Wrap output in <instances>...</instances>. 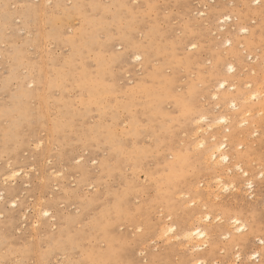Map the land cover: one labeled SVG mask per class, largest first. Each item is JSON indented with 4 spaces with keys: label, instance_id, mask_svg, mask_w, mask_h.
I'll list each match as a JSON object with an SVG mask.
<instances>
[{
    "label": "rangeland",
    "instance_id": "obj_1",
    "mask_svg": "<svg viewBox=\"0 0 264 264\" xmlns=\"http://www.w3.org/2000/svg\"><path fill=\"white\" fill-rule=\"evenodd\" d=\"M97 1L0 0V175L10 166L25 168L31 174L16 182L0 181V191L6 190L0 201V264H190L194 253L188 252L183 239L168 242L159 232L164 223H175L184 230L196 221L204 203L207 211L220 215V221L209 226L218 233L215 244L204 250L207 264H264V126L254 125L260 131L246 139L239 151L245 153L241 164L253 180V191L244 189V198L218 192V200L210 197L198 203L195 199L191 204L192 191L182 187L180 180H198L207 192L202 186H207L212 176L201 161L194 160L198 148H194V141L198 136L218 134L221 127L217 124L206 134L204 127L195 136L194 110L186 122V105L180 107L179 101L186 97L189 85L208 87L200 79L209 81L217 58L224 56L228 63L235 62L236 69L247 64L257 69L255 74L234 79L240 92L246 91L241 81L253 79L254 87L264 95V66L258 65L264 61V0L260 5L253 0H209V5L205 0H121L124 6L120 7L117 1L112 6L115 0ZM219 1L225 12L233 15V23L250 30L247 38L241 37L242 61L235 60L237 57L233 60L223 45L211 52L217 35L210 34V29L217 23L204 19L212 14L211 5ZM69 10L75 15L70 25L66 23ZM70 26L74 28L70 30ZM61 28L64 32L59 35ZM181 44L184 46L177 48ZM192 44H199V57L190 49ZM132 48L141 49L136 51L142 54L141 60L150 55L152 63H127L131 56L125 55ZM241 62L247 64L241 66ZM157 69L163 70L162 79L148 76ZM71 70L96 75L84 88L76 84ZM171 83L172 99L162 96L163 104L156 103V117L161 114L158 126L162 124L159 132L154 120L156 132L165 141L158 147L148 130L149 110L144 105ZM234 94H238L236 89ZM197 102L198 111L211 110L215 116L224 113L222 105L215 106L208 95ZM136 120V136L131 138ZM163 127L166 129L161 130ZM193 135L196 138H191ZM39 141L42 144L37 147ZM168 146L175 152L170 153ZM137 154L139 158L134 159ZM103 164L113 172L102 169ZM170 165L172 169H168ZM232 177L247 179L237 171ZM167 178L177 180L175 189L170 182L165 183ZM14 198L17 209L6 203ZM40 208L50 209L49 217H39ZM235 216L247 224V244L240 243L245 239L243 234L229 239L222 235V225ZM107 235L114 238L112 246L105 239ZM69 236L78 239L68 241ZM232 240L240 244L230 246ZM213 248L214 254L210 251ZM36 250L50 253V257L40 260ZM255 251H260L259 258L253 257Z\"/></svg>",
    "mask_w": 264,
    "mask_h": 264
},
{
    "label": "bare ground",
    "instance_id": "obj_2",
    "mask_svg": "<svg viewBox=\"0 0 264 264\" xmlns=\"http://www.w3.org/2000/svg\"><path fill=\"white\" fill-rule=\"evenodd\" d=\"M116 1L118 2L117 4H119V7H120V4H122L121 3V0H120V3H119L118 0H115V4L113 3L114 5H112V4L111 5L112 6H115L116 5ZM208 1L209 0H205V2H208ZM253 1L256 4H258V5H260L262 3L261 0H253ZM89 2L91 4V3H94V2L96 3V2H99V1H97V0L90 1L89 0ZM100 2H103V0L100 1ZM209 2H208V5H209ZM219 2L215 3V5L218 4L217 6H215L214 4L211 5V3H210L212 14L210 13V16H208V18L204 19V21L210 20L211 22H216L217 23V27L216 28L214 27V28L210 29V34L212 33V35H214V36H215V34L217 35L216 36V39H215L217 42H215V43L213 42L214 44L212 43L213 45L211 46V52H212L213 49L216 50L219 47H221V45H223L226 48L224 51H226V53L227 52L230 53L229 56H231V58L234 57V58H232L233 60L237 57L235 60H237L238 58L239 59L241 58V61H242L243 60L242 59V54H241L242 50H240V48H241L243 42L241 41V37H243L244 39L247 38L246 35L250 33V30L246 26H239V23H235V22L233 23V19H234L232 17L233 15L231 16L230 13H227V11L225 12V10L223 9L225 6L223 4H221V2L220 3ZM212 3H213V1H212ZM84 5H82V6H84ZM86 5H87V3H86ZM122 5L124 6V2H123ZM42 7H43V5H42ZM103 7H104V5L102 6V8ZM119 7H117V9ZM90 8H91V6H90ZM124 8H126V7H124ZM251 9L249 8L250 11H251ZM98 10L100 11L101 10V7ZM105 11H108V10L105 9ZM109 11H110V8H109ZM40 12L43 15V11L40 10ZM70 12L71 11L69 10V12H67V13H70ZM204 12H199V13L200 14L201 13L205 14L206 12L205 13ZM74 13H75V11H74ZM120 13H123V12L121 11ZM199 13H198V15H200ZM205 15L207 16V14H205ZM205 15H203V16H205ZM74 16L75 15L73 14V12H71V14L67 17L66 23L68 25L71 24V21L72 20H74L73 19ZM261 16H263V13H261ZM17 21H19V20H17ZM88 24H89V22H88ZM136 24H137V22H136ZM263 26H264V20H263ZM69 28L71 30L74 27H71L70 26ZM159 30H161V29H159ZM159 30L157 29L156 31L159 32ZM218 31L220 33H218ZM63 32H64L63 31V28H61L59 30V35L62 34ZM259 32H261V31H259ZM153 33H155V32H153ZM43 34H45V33H43ZM43 34H41L40 36L44 38L45 35H43ZM204 36H205V34H204ZM223 36H225V37L226 36H230V38L228 37L227 39L222 40L221 38ZM167 38L168 37L166 35V39ZM219 39H221V40L219 41ZM40 40H42V39L40 38ZM162 41H163V39H162ZM153 42L155 44V41H153ZM171 42H172V40H171ZM165 43L167 45H165V44L164 45L165 46H168V43L169 42H165ZM183 44L178 45L177 48L178 47L179 48H182V45ZM41 45H43V44H41ZM164 45H162V46H164ZM198 45L197 44H192L191 45V48L188 47V48H190L192 50H196V52H194V54L197 57H199V46ZM148 47H150V46H148ZM167 49H169V48H167ZM138 50L135 49V48H132V52L127 51V55H125V57L126 56H129V55L131 56V57L129 56L130 59H129V61L127 63H129V62H131V63L132 62H135L136 63V62H139V61H143L144 60V59L141 60V57H142V54L141 53L140 54L136 53V51H138ZM142 51H144V50H142ZM165 52L167 53V51H165ZM152 53H153V51H152ZM155 53H157V51ZM160 53H161V50H160ZM177 53H180V52L178 51ZM145 54H146V52H145ZM153 54H151V55H153ZM219 56H220V54L217 55V57H219ZM163 57L164 56L162 54V56L159 57V58L162 59ZM214 57H216V56H214ZM214 57H213V59H214ZM227 57H228V55H227ZM167 58H169L168 55L166 56V59ZM225 58H226L225 56L224 57L217 58V62L215 64V67H214L213 71L210 73V75H212V78L209 79V81H207V79H205V78L200 79L201 80V83L208 84L209 85L208 87L206 86L203 89H200V88H198L196 86L189 85L187 87V90H186L187 91L186 97L179 99V101H180V107L186 105V122L188 121L187 118H189L192 110H194L193 115H192L193 118L191 120H192V122L194 124L195 123L197 124L196 129H194V131H195L194 135L195 136L198 135L197 132H201V131L203 132L204 130H201V131H199V130L200 129H203L204 127H206L205 128V131H204L205 134L208 133L209 130H212L214 128V126L217 125V124H219L220 127H221V128H219L218 134L217 133L216 134H213V135L210 136V138H207L205 136H204V138H201L200 136H198V138H196V137H194V135L191 136V138L194 137L197 140V142H196V140L194 141V144H195L194 146L195 147L194 146L193 147L194 148L198 147V148H196L197 149V153H195L194 154V157H193L194 160L195 161H201L202 164L204 165L203 167H204L205 170L212 171V176L210 177L211 178V181L209 182V183H212V184H209V183H207L208 181L207 182L205 181L208 178V176L206 175L207 178L204 180V182L207 183V186H202L203 188L207 187V192H205L203 189L200 188L201 185H200V181H198V180L197 181L196 180L191 181L189 179V177H186L185 178L186 180H183L184 178H182L180 180L181 184L183 185L182 187H185L186 190L189 189V190L192 191V196H193L194 200L191 201V204L196 203L197 200L199 201L198 203H200V200H206V199L208 200V199H211L210 197H213L212 199L218 200L220 198L219 197V194H228L229 192L232 195L235 194L236 196H238V198L239 197L240 198H244L246 196V195H244V197H243V191H245L244 189H251V190H252V188L254 189V187H253L254 186L253 185V180L249 177L248 171L246 169H244L242 167V164H241V162L243 161V158L245 156V153L239 152V151L240 150H243V147L246 145V139H248L249 137H251L252 135H254L255 133H258L260 131V130H258L259 128L258 129L257 128H254V125H256L257 127L258 126L259 127L260 126H264V116L263 117H260V119L257 118V116H259L260 114H263L264 115V95H263L262 91L259 88L254 87L253 84H255L256 81L254 82L253 79L252 80L251 79L250 80H246V79L245 80H242L241 81L242 82L241 84L245 87L246 91L240 92L241 89L239 87H236V83H235V80L234 79L237 78V77H240L241 75H244L245 73H248L249 75L255 74L256 71H257V69L256 68H252L251 69L249 67V64H247L246 62H244L243 64L241 62V66L242 65H245V63L247 65H245L243 67H240L239 69H236V66L234 65L235 62L234 63H228L227 62L228 59H225ZM124 60H127V59H124ZM169 60L171 61V59H169ZM172 60H173V58H172ZM252 60H253V58H252ZM121 62H123V61H121ZM175 62H176V60H175ZM179 62H180L179 64H181L183 61L182 62L179 61ZM197 62H200V61L197 60ZM151 63H152V59L150 58V55H149V57L147 55L146 59L144 60V64H146V66H149ZM166 63L168 64L170 62L166 61ZM261 63L264 66V61H260V63L258 65L260 66ZM74 64L76 65V63H73V65ZM123 64H125V62ZM167 64H164L165 67H166ZM177 64H178V61H177ZM186 65H188V64H186ZM237 66H238V62H237ZM259 66H257V67H259ZM76 69L78 70V68H76ZM222 69H225V74H224V72H223ZM71 71L73 72L72 73L73 78L76 77L75 78L76 79V84H78L79 86L84 87V88H86L88 86V83L89 82H93L94 81V77L93 76L96 75L94 73L93 74L87 73L85 70H83L81 73H79V72L77 73L74 70H71ZM162 74H163V70L162 69H157V70H151L148 73V76H151V77L159 80V78H160V76ZM69 75L70 74L67 73L65 76L68 77ZM263 77H264V75H263ZM160 79H162V78H160ZM137 80L139 81V79H137ZM49 81H50V79H49ZM139 82H137V83H139ZM141 83H143V81ZM145 83L146 82H144V84ZM213 84H215V85H213ZM51 85L53 86V84H51ZM55 86H58V84L54 85V87ZM137 86H138V84H137ZM258 86L260 87V83H259ZM54 87L52 88V90L54 89ZM55 88L57 89V87H55ZM173 88H174V85L171 83L168 86V88L166 86V91L164 93L161 92V91L159 92V90H158L157 93H156V95H155L156 97L155 98L153 97L151 101H149L147 104L144 105L146 107V108L145 107L144 108L146 110H149V118L147 120H148V123L150 125L148 126V130H151L152 131V133L154 135L153 137L156 138V142H155L156 144L155 145H157L158 147L164 145L165 141H163V138L164 137L162 138L160 136V134H158L156 132V128L158 126L157 119H158V117L161 116V114L158 115V117H156V113L155 112H158V111H155V110L156 109L158 110V108H157V104L158 103L159 104L160 103L163 104L162 96L165 97L166 99H169V100L172 99V97H173V91H174ZM143 89H142V91H144ZM235 89L237 90V93H238L237 95H235V94L233 95V92H234ZM142 91H141V93L144 94ZM146 91L148 92V89L147 88H145V91H144L145 94H146ZM175 91H176V89H175ZM147 95H149V94H147ZM205 95L206 96L208 95L212 100L215 101V103H216L215 106H218L219 107V106L222 105L224 113L223 114L222 113L221 114L219 113L218 116H215L214 114L211 113V110L210 111L209 110L198 111L199 110L198 107L200 105L197 104L198 103L197 101H198L199 98H201V97H203ZM45 96H47V95H45ZM45 96H44V98H45ZM174 96H177V95H174ZM175 101H176V99H175ZM176 102H177V104H179L178 101H176ZM181 102H183V103H181ZM142 108L143 107H141V109ZM215 109H218V108H215ZM220 110H221V108H220ZM228 110H232V111L229 112V113H227ZM180 111L181 112H179V113H182L183 112L182 109ZM159 113H161V112H159ZM144 115H145V113H144ZM154 120L157 122V126L156 127H155V121ZM137 122L138 121L136 120L134 122V125L131 127V130L132 131H130V132H132V134H133V136L131 138H133V137L136 136V130H137V125H138ZM57 124H59V123H57ZM57 124L56 125L54 124V126H57ZM60 125H58V127ZM161 125L162 124H160L159 126H161ZM159 126L157 128L158 130H159ZM164 127L163 128H160V129L161 130L166 129ZM239 127H244V128H241V130H240ZM57 129L58 128H56L55 131H58L59 130V129L58 130ZM105 129H107V131L111 134V136H113L112 129H110V127H107ZM253 129H255V132L253 131ZM256 130H258V131L256 132ZM159 132H160V130H159ZM97 134H99V132ZM79 135H81V134H79ZM106 135H107V133L105 134V136ZM108 135H107V137H108ZM87 136H89V135H87ZM107 137H106V139H107ZM2 138H3V136H2ZM167 140H169V139L167 138ZM41 144H42V141H39V143L36 144V146L37 145L40 146ZM167 149H169L170 153L171 152H175V148L174 147L172 149V148H170L168 146ZM234 151L237 153V159L236 160H234V154H235ZM137 158H139V154H137L134 157V159H137ZM80 159H81V157H80ZM101 166H102V162L100 164V167ZM172 166L173 165L168 166V169H172ZM31 167L33 168V166H31ZM31 167H29V170H30ZM9 168H8L9 169L8 171L6 170V173L4 172L3 175L2 174L0 175V181H2L4 183L10 182V181L14 182L19 177L24 178V179L25 178H28V176L30 174L29 171H25V168L22 169V167L21 168H15V167H11L10 166ZM102 169H106V170H109V171L113 172L112 170H110V168H109V166H107V164H103V168ZM234 171L239 172V174H241L243 177H246L247 179L242 180V181H239L236 178H233V177L230 178V175ZM208 175L210 176V174H208ZM30 176H31V174H30ZM42 177H39V178H41V180H42ZM29 179H31V178H29ZM163 180L165 181V183H169L170 182V185H173L174 186V189L176 188L177 183H178L177 180L174 179V178H167V179H163ZM164 181H162V182H164ZM39 183H41V182H39ZM29 184L30 183H28L27 185H25V183H24L25 186H28ZM182 187H180V189ZM198 189L203 190V191H200V190L198 191ZM195 190H197V191H195ZM0 192H1L0 193V201H1V200H3V197L5 198V196H4L5 193L4 192H6V190H1ZM180 192H183V191H180ZM218 192H220V193L218 194ZM187 193H190V192L188 191ZM252 193H254V192H252ZM249 195L250 194H248V196ZM253 196H254V194H253ZM195 199H197V200L195 201ZM4 201H5V199H4ZM6 203L8 204V206H11L12 209H15V208L17 209L18 208L17 207L18 205H17V199L16 198H14V200L7 201ZM37 207H38V205H37ZM206 208H207L206 203H204L199 208L198 215H197L198 217H197L196 221L193 222L192 224L188 225L184 230L183 229L182 230H179L178 225L175 224V223L174 224L173 223H171V224H165L164 223V225L162 226V228H160L159 234L162 237L166 238V240L168 242L171 241V240H173V239L174 240L175 239L178 240V238H180V237L183 239L184 244L186 245V247H188V252L194 253V256L192 257V260L190 261V264H207V259H206L207 258V253L204 250L211 243L212 244H215V241H216L215 238H217L218 231L215 230V229L210 228L209 226L213 225L214 223H218L220 221V218H219L220 215L214 216V214L212 212H210V211H207ZM36 210H37V208H36ZM0 214H2V213H0ZM37 215L39 217H45V218L46 217H49V215H50V209L47 210V208H45V209L40 208L37 211ZM53 220H55V219H53ZM212 220H214L215 222H212ZM38 222H40V221L38 220L37 222H35V224L37 225ZM59 222H57V223H59ZM222 226L225 227L224 230H223V232L224 231L225 232L222 235L226 239L231 238L232 235H234V234H243L241 237H244L245 239H244V241H241L240 242L241 245H244L245 243L247 244V242L250 241L248 239V238H250L249 237V233H246V231H248L247 224H246V222L242 218L236 217V216L235 217H232L230 220L227 221V223H224ZM34 229H35V226H34ZM77 239H78V237H75V236H72L71 237V236H69V238L67 240L68 241H71V240H77ZM105 239L107 240V243H109V245L112 246V243L110 241H113L114 238L111 237L110 235H107V237ZM230 242H231L230 243V246L237 247V245L240 244L238 241H235V240H232ZM261 243L264 244V242L262 240H261ZM210 251H211V253H213V252L216 253L215 248L211 249ZM108 253H110V251ZM36 254L38 255L37 256L38 259H40V260H42L43 258H49L50 257V253H45L44 254L43 252H40L39 250H36ZM240 255H241L240 252H238V256H240ZM252 255L255 258L256 257L259 258V256L261 254H260V251L259 252L258 251H255ZM102 256L104 257V256H110V255L109 254H107V255H105V254L103 255L102 254ZM251 259H252V257H251ZM213 264H222V263L220 261H217V262H214Z\"/></svg>",
    "mask_w": 264,
    "mask_h": 264
}]
</instances>
